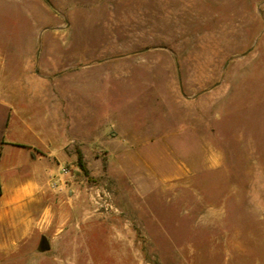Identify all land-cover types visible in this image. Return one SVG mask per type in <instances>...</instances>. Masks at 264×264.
<instances>
[{"label":"rangeland","instance_id":"374dc122","mask_svg":"<svg viewBox=\"0 0 264 264\" xmlns=\"http://www.w3.org/2000/svg\"><path fill=\"white\" fill-rule=\"evenodd\" d=\"M0 42L84 134L0 264H264V0H0Z\"/></svg>","mask_w":264,"mask_h":264},{"label":"crops","instance_id":"0c3cea01","mask_svg":"<svg viewBox=\"0 0 264 264\" xmlns=\"http://www.w3.org/2000/svg\"><path fill=\"white\" fill-rule=\"evenodd\" d=\"M5 46L0 45V246L13 247L25 232L45 224L48 188L58 183L65 150L84 134L63 130V113L55 109L47 79L32 77L36 70L29 47ZM74 83L76 98L67 111L77 118L74 126L83 127L90 114L81 87L90 82Z\"/></svg>","mask_w":264,"mask_h":264},{"label":"water","instance_id":"95a60500","mask_svg":"<svg viewBox=\"0 0 264 264\" xmlns=\"http://www.w3.org/2000/svg\"><path fill=\"white\" fill-rule=\"evenodd\" d=\"M40 248H41V249L48 248V242H47L45 236H42V237H41Z\"/></svg>","mask_w":264,"mask_h":264},{"label":"trees","instance_id":"16d2710c","mask_svg":"<svg viewBox=\"0 0 264 264\" xmlns=\"http://www.w3.org/2000/svg\"><path fill=\"white\" fill-rule=\"evenodd\" d=\"M78 163H79V165L82 167V169H84V167H83V165H82V163H81V156H80V154L78 153Z\"/></svg>","mask_w":264,"mask_h":264},{"label":"built area","instance_id":"2783aa9c","mask_svg":"<svg viewBox=\"0 0 264 264\" xmlns=\"http://www.w3.org/2000/svg\"><path fill=\"white\" fill-rule=\"evenodd\" d=\"M55 184H56V183L54 182V184H53V185L55 186Z\"/></svg>","mask_w":264,"mask_h":264}]
</instances>
